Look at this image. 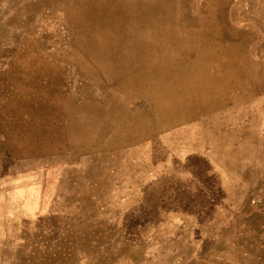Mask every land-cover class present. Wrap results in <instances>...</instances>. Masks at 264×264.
<instances>
[{
    "label": "rangeland",
    "instance_id": "374dc122",
    "mask_svg": "<svg viewBox=\"0 0 264 264\" xmlns=\"http://www.w3.org/2000/svg\"><path fill=\"white\" fill-rule=\"evenodd\" d=\"M0 264H264V0H0Z\"/></svg>",
    "mask_w": 264,
    "mask_h": 264
},
{
    "label": "crops",
    "instance_id": "0c3cea01",
    "mask_svg": "<svg viewBox=\"0 0 264 264\" xmlns=\"http://www.w3.org/2000/svg\"><path fill=\"white\" fill-rule=\"evenodd\" d=\"M247 1V0H246ZM61 60V61H60ZM59 62H57V63H59L60 65H63V60L60 58L59 60H58Z\"/></svg>",
    "mask_w": 264,
    "mask_h": 264
},
{
    "label": "bare ground",
    "instance_id": "6f19581e",
    "mask_svg": "<svg viewBox=\"0 0 264 264\" xmlns=\"http://www.w3.org/2000/svg\"><path fill=\"white\" fill-rule=\"evenodd\" d=\"M100 66V65H99ZM94 69V68H93ZM130 74V73H129ZM97 78V77H96ZM107 78V77H106ZM102 81V80H101ZM87 122V121H86Z\"/></svg>",
    "mask_w": 264,
    "mask_h": 264
}]
</instances>
